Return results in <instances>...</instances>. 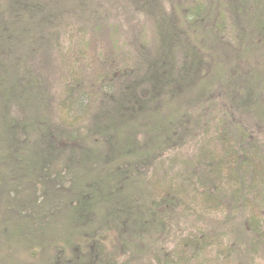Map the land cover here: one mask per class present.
Masks as SVG:
<instances>
[{
	"label": "trees",
	"instance_id": "trees-1",
	"mask_svg": "<svg viewBox=\"0 0 264 264\" xmlns=\"http://www.w3.org/2000/svg\"><path fill=\"white\" fill-rule=\"evenodd\" d=\"M90 1L0 0V244L12 242L17 253L45 264H115L122 253L135 254L148 226L164 225L158 204L186 211L172 182L156 186L147 172L187 143L191 131L196 137L205 117L201 135L214 132L233 142L213 162L215 174L228 172L224 184L199 191L204 218L233 205L247 219L252 244H264V160L248 134L249 123L264 127V0L195 2L184 14L171 6L170 18L155 17L156 51L144 72H138L141 63L119 68L113 75L127 81L103 96L100 114L83 128L64 123L60 130L35 58L52 32L71 41L81 35L74 29L79 17L101 23ZM75 44L88 48L84 38ZM103 80L104 73L99 88ZM239 81L246 124L206 107L202 98L235 92ZM145 185L160 200L153 209H146ZM203 228L176 241L169 254L156 253L157 264H212L220 253L221 264H231L234 251L221 240L224 233ZM8 255L0 252V264H18Z\"/></svg>",
	"mask_w": 264,
	"mask_h": 264
},
{
	"label": "rangeland",
	"instance_id": "rangeland-1",
	"mask_svg": "<svg viewBox=\"0 0 264 264\" xmlns=\"http://www.w3.org/2000/svg\"><path fill=\"white\" fill-rule=\"evenodd\" d=\"M195 2L206 4L211 0H91L88 3L90 8L95 10L96 14L101 15L102 21L100 24H89L87 16L83 15L74 24V26L77 25L74 29L81 32V35L74 37L76 42L79 43L84 38L88 43V48L84 50L79 48V45H74L75 40H69L70 36L62 38L63 33L52 32L54 38H51L52 41L47 44L43 50L44 53L41 52L35 58V64L45 73L50 87L55 127L63 130L64 128L60 125L68 123L75 125L73 127L75 130L80 129L88 124L87 122L94 116L99 115L100 105L107 101V97L103 96H111L112 94L109 92L120 89L122 84L127 81L113 74L123 66L128 67L127 69L135 67L136 63H141L138 71L141 74L144 72L142 66H145L146 61L148 62L155 56V23H153L155 17L170 18L173 15L171 7L173 5L176 8L180 6L179 11L184 14L185 10ZM95 18H91L90 21L94 22ZM90 25L96 28L95 32L89 28ZM79 50L82 56H80ZM252 63L253 61L250 62V64ZM102 73H104V80L100 83L102 88H99ZM221 76L223 78L226 75L221 74ZM113 77L117 79L116 82ZM240 82H238L235 92L227 88L226 92L216 90L208 97L202 98H206V107L211 105L210 109H218L221 112L228 111L233 119H236V122L246 124L249 121L244 116L243 109L246 105L240 103L246 95L244 84L241 85ZM102 90L108 92H102ZM187 95L190 94H186L185 100ZM62 102H64L63 107H61ZM204 112L199 111L200 114H204ZM241 116L244 117V121ZM205 122H207V117L201 118L198 122L200 133L198 131L195 137V132L191 131L192 133L186 139L187 143H184L179 149L169 150L162 157L160 164L150 168L147 172L148 178L151 175L156 186H169L172 182L174 190L178 192L184 202L186 211L181 208L174 210L168 205L158 204L160 200H152L149 195L151 191L145 185L146 209H153V205L158 204L159 214L164 215V225L154 221L152 225L148 226L150 232L142 237L144 245L140 246L135 254L130 250L125 254L122 253L115 264H157L160 259L157 258L156 253L162 254V251L163 253L166 251L169 254L172 250H176V241L192 236V234L196 235L195 229L199 227H205L204 231L215 229L216 232L224 233L220 237L221 240L234 251L231 264H264V244L262 242L258 245L252 244V232L248 228L247 219L240 211H233V205L225 207V214L217 218H209V216L204 218V208L201 205L199 191L224 184L225 175L228 172L223 169L220 175L215 174L213 162L222 156L231 145L230 142H233L225 136L214 134V132L201 135L207 127V125L202 126ZM189 125L191 129V122ZM256 125L257 123L255 125L249 123L251 127V130H248L249 140H254L253 145L262 148L260 149L262 152L256 153L264 160V127L258 129ZM11 220L6 219L8 224L10 221V223H14V218ZM220 220H228V222L221 225ZM106 237L110 238L111 235L107 234ZM0 241L3 243L4 240ZM15 242L17 243V240ZM213 244L217 245L215 241ZM14 246L12 242L9 244V248L0 244V252L9 254L10 262L18 264L46 263L42 257L31 259L27 253H17ZM186 254L188 255V253ZM222 258L223 255L220 253L217 256L218 260L213 261L212 264H221ZM199 263L190 262V264Z\"/></svg>",
	"mask_w": 264,
	"mask_h": 264
}]
</instances>
